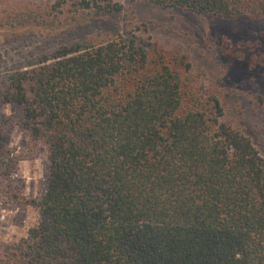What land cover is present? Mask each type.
<instances>
[{
  "label": "trees",
  "instance_id": "1",
  "mask_svg": "<svg viewBox=\"0 0 264 264\" xmlns=\"http://www.w3.org/2000/svg\"><path fill=\"white\" fill-rule=\"evenodd\" d=\"M125 1L264 22V0ZM88 41L5 80L3 101L49 162L23 264H264V160L218 97L133 37Z\"/></svg>",
  "mask_w": 264,
  "mask_h": 264
},
{
  "label": "rangeland",
  "instance_id": "2",
  "mask_svg": "<svg viewBox=\"0 0 264 264\" xmlns=\"http://www.w3.org/2000/svg\"><path fill=\"white\" fill-rule=\"evenodd\" d=\"M61 1L0 0V264H23L17 246L38 222L33 201L43 196L49 171L46 150L31 151L26 143L22 107L2 99L5 80L37 68L62 47L133 37L150 58L161 55L194 88L216 95L224 120L264 160V22L125 0L119 14L96 15Z\"/></svg>",
  "mask_w": 264,
  "mask_h": 264
}]
</instances>
